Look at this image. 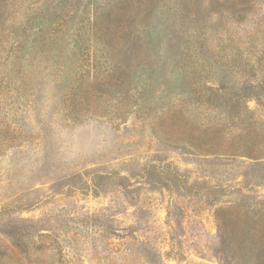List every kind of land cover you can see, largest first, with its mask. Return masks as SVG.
Instances as JSON below:
<instances>
[{
  "label": "rangeland",
  "instance_id": "rangeland-1",
  "mask_svg": "<svg viewBox=\"0 0 264 264\" xmlns=\"http://www.w3.org/2000/svg\"><path fill=\"white\" fill-rule=\"evenodd\" d=\"M0 264H264V0H0Z\"/></svg>",
  "mask_w": 264,
  "mask_h": 264
}]
</instances>
